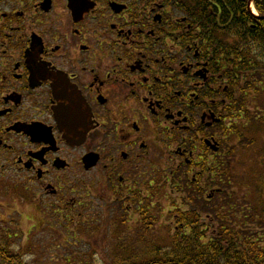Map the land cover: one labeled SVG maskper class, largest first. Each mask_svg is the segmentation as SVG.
I'll list each match as a JSON object with an SVG mask.
<instances>
[{
    "label": "flooded vegetation",
    "instance_id": "af4514ba",
    "mask_svg": "<svg viewBox=\"0 0 264 264\" xmlns=\"http://www.w3.org/2000/svg\"><path fill=\"white\" fill-rule=\"evenodd\" d=\"M243 3L0 0V207L9 197L30 207L29 221L66 227L92 202L111 206L115 221L123 213L127 227L172 193L176 206L199 209L201 231L229 220L264 227V204L253 211L228 172L209 166L225 163L230 122L250 127V95L264 97V49L246 56L250 39L229 32V19L244 26ZM245 58L260 78L245 81L254 74L241 69ZM255 232L247 241L264 249Z\"/></svg>",
    "mask_w": 264,
    "mask_h": 264
},
{
    "label": "rangeland",
    "instance_id": "374dc122",
    "mask_svg": "<svg viewBox=\"0 0 264 264\" xmlns=\"http://www.w3.org/2000/svg\"><path fill=\"white\" fill-rule=\"evenodd\" d=\"M252 11L257 14L254 7ZM256 57L261 60L258 55ZM255 60L258 61L257 58ZM261 76L262 73H259L256 78ZM260 97L253 94L248 99L250 101L248 104L249 109L253 111L254 117H259L257 120L251 121L250 128L252 132L249 131L246 134L247 131L234 127L236 125L233 121L229 123V126L227 123L228 133L236 130V134L232 139H228L227 143H224V148L228 151V155L231 153L233 143H237L240 148L230 159L228 175L230 181L234 183L230 186L231 188H237L241 174H243L241 179L244 178L246 182L249 180L252 182L253 178L262 177L264 174L259 166V161H255L257 157L264 153V128L260 123L264 115V97ZM258 98H260L259 104ZM248 144L252 145L246 148ZM94 180L95 176L92 179L89 178L87 182L93 183ZM237 191L239 194L251 196L246 189L236 190L235 192ZM166 192L169 193V190ZM170 196L172 197V193ZM171 197H168L167 194L162 203L157 201L156 206L148 211L145 222L142 221V224L136 225V219L131 218L133 222H130L128 224L130 226L127 227H124V223L121 222L123 213L118 217V221H115L116 213L113 212L111 206L109 210L106 208L98 209L95 208L96 206L92 202L83 209V216L79 218L83 220L80 221L79 226H42L38 222L33 223L28 220L32 215L28 205L18 202L14 206H10V198L4 197L1 199L2 206L0 207V232L3 230L10 231V243L15 250L22 254L23 264H110V258L113 256L112 246L126 249L128 243L133 244L134 246H131V248H134L132 249L133 252L137 251L138 246L148 248L153 244L150 243L151 241L164 249L163 257H165V255L173 252L169 248V242L170 238L175 235L174 233H177L174 230V225L177 224L178 220L180 223H183L184 220L181 218L180 211L184 210L185 207L182 204H180V207L176 206ZM221 202L219 199L216 202L217 204L213 206L214 214L218 215L216 224L224 215V212L219 211ZM252 204L259 207L257 199H253ZM197 210L199 211V209ZM20 214H23L22 218ZM246 223L245 227L260 233L264 232L263 226ZM145 227L148 228L144 229ZM210 231L212 233L213 227L208 226L207 233ZM126 250L130 251L131 249Z\"/></svg>",
    "mask_w": 264,
    "mask_h": 264
},
{
    "label": "trees",
    "instance_id": "16d2710c",
    "mask_svg": "<svg viewBox=\"0 0 264 264\" xmlns=\"http://www.w3.org/2000/svg\"><path fill=\"white\" fill-rule=\"evenodd\" d=\"M216 1V0H214ZM220 1V0H217ZM247 1L243 0V15L241 20L243 21L244 26L237 32V21L234 19H229L228 27L229 32L231 30L235 33L233 34H242L244 39L247 37L250 39V42L246 41L244 43L243 53L246 56H250L253 49H264V19H259L248 13L247 10ZM221 3V2H220ZM254 6L257 10L258 16H264V0H254ZM250 22L255 23V28L251 29ZM235 24V25H234ZM236 50V48H235ZM240 51V48H239ZM246 52L250 55H247ZM251 57V56H250ZM245 58L244 65H241V69L243 71H247L248 74L254 73L252 76L247 77L245 81L252 82L253 78H255L258 70L261 68L257 65L251 66ZM250 72V73H249ZM253 77V78H252ZM252 78V79H251ZM246 86H252L253 84H246ZM255 89V88H254ZM252 119L254 120V115H252ZM262 123V127L264 128V120H260ZM251 128H246V134L251 131ZM252 132V131H251ZM252 144H248L246 146L249 147ZM238 151V147H232L231 153L229 154L230 158L227 163V168L223 169L226 164H223L222 161L214 162L211 167L213 172L218 171L222 172L223 170H227L229 172V165L231 163V157L233 154ZM255 161H259V166L264 171V153L261 156L257 157ZM255 167L254 165H252ZM233 178V177H232ZM244 180V178L242 179ZM245 181V180H244ZM254 187L252 196L254 199H257L259 204H261V194L264 188L263 177L253 178ZM238 189H246L248 193L252 191V188L248 187L245 184L243 187L237 186ZM248 197L247 194H244ZM261 207L263 205L261 204ZM253 211H256L257 208L255 206H251ZM261 208H258V213L261 214ZM181 218L185 221L184 225L180 227L177 233H174V236L181 237H200L206 236L207 232L205 230H200L199 225V213L196 209L188 207L180 211ZM230 219L236 216V206L230 205L229 207ZM253 219V218H252ZM224 222V221H223ZM244 223H234L229 220V222H224L222 225H218L213 227L211 239L205 243L194 242L192 240H179L176 239L170 243V249H172V253L169 255L164 254V249L155 242L151 241V246L148 248H142L138 246L136 248L137 251H133L131 246L133 244L128 243V247L126 249H131L127 251L124 247H113L112 246V258H110V264H264V256H256L255 253H263L264 249L259 248L256 243H249L247 241L249 235H256V232L248 227L243 226ZM148 227H145L146 229ZM9 230L0 232V263L2 264H23L22 256L18 253L19 251L15 250L10 243L11 234ZM173 235V234H172ZM15 237V235L13 234ZM181 237H179L181 239ZM177 238V237H176Z\"/></svg>",
    "mask_w": 264,
    "mask_h": 264
},
{
    "label": "water",
    "instance_id": "95a60500",
    "mask_svg": "<svg viewBox=\"0 0 264 264\" xmlns=\"http://www.w3.org/2000/svg\"><path fill=\"white\" fill-rule=\"evenodd\" d=\"M207 144H210V143L207 142ZM211 148H212L213 150H217V147H216V145H214V144L211 146Z\"/></svg>",
    "mask_w": 264,
    "mask_h": 264
}]
</instances>
